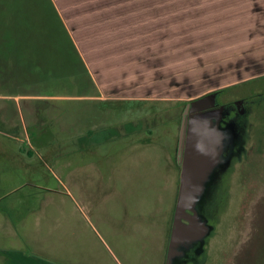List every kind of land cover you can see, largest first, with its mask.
<instances>
[{
	"label": "rangeland",
	"instance_id": "1",
	"mask_svg": "<svg viewBox=\"0 0 264 264\" xmlns=\"http://www.w3.org/2000/svg\"><path fill=\"white\" fill-rule=\"evenodd\" d=\"M38 2L19 0L32 14L39 10L31 7ZM39 6L44 16L52 17L46 2ZM7 11L10 16L17 12ZM34 18L40 22L38 16ZM183 18L179 20L181 32L188 27ZM51 21L48 26L54 31V18ZM42 25L41 33L25 32L26 41L19 39L14 26L15 39L0 44V205L55 198L56 194L47 196L43 191L59 187L52 170L60 169L50 158L58 149L63 158L69 159V169L78 164L83 196L89 201L84 210H74V201L68 196V216L72 211L84 218L89 216L99 231L93 264H168L180 189L177 147L189 98L93 104L78 98L36 102L17 96L20 106L2 97L14 93L74 96L92 88L87 76L80 74L83 66L76 51H66L68 60L60 62L57 34L43 33L48 27ZM34 50L38 56H33ZM184 53L188 58V50ZM35 59L46 65L39 73L30 68ZM70 60L76 62L74 75L56 74L54 80L51 75L45 76L51 70L65 73ZM194 89L185 90L191 95L200 91ZM224 89L217 92L218 101L225 104L220 123L224 128L231 126L228 136L233 138L234 144L229 145L233 150L224 151V157L230 160L219 169L212 190L203 191L195 204L206 234L191 246L181 247L180 256L172 264H255L258 258L257 240L264 234V74ZM236 99L242 104H236ZM43 116L55 121L44 128L41 144H37L33 129L40 128ZM127 122L141 127L129 133L124 124ZM59 125L66 128L61 130ZM31 147L32 170L25 171L21 163H29L28 157L17 156ZM258 260L256 264H264L263 257Z\"/></svg>",
	"mask_w": 264,
	"mask_h": 264
},
{
	"label": "crops",
	"instance_id": "2",
	"mask_svg": "<svg viewBox=\"0 0 264 264\" xmlns=\"http://www.w3.org/2000/svg\"><path fill=\"white\" fill-rule=\"evenodd\" d=\"M51 1L77 48L83 66L80 74L87 76L92 88L74 96L14 93L3 95L6 99L16 102L15 97L20 96L53 102L78 98L110 104L188 97L190 103L264 74V0ZM181 18L188 25L183 32L179 30ZM45 67L32 70L39 73ZM68 67L65 73L51 70L45 76L74 75L76 62ZM180 84L187 86L180 89ZM194 86L200 91L187 94L185 89ZM17 104L22 106L21 101ZM43 119L40 128L33 129L37 144H41L44 128L55 121ZM79 130L77 125V139ZM18 154V159L28 157L29 163H21L24 170H32L33 154ZM61 155L56 149L50 156L60 169L52 170L59 187L43 191L47 196L56 194L55 198L0 205V264H93L99 231L89 216L73 211L68 216V196L74 201V210H84L89 201L83 196L78 164L69 169V159ZM257 245L255 264L264 258V234ZM177 251L170 264L180 256Z\"/></svg>",
	"mask_w": 264,
	"mask_h": 264
},
{
	"label": "water",
	"instance_id": "3",
	"mask_svg": "<svg viewBox=\"0 0 264 264\" xmlns=\"http://www.w3.org/2000/svg\"><path fill=\"white\" fill-rule=\"evenodd\" d=\"M213 99V94L203 95L193 99L188 104V108L190 104L193 105L192 110L208 107L212 104ZM204 103H206L205 106ZM218 113L214 128L211 127L213 117L209 112H199L191 116L188 135L187 119H183L181 124L178 151L179 155H182L183 163L168 264L178 253L177 250L181 243L197 240L206 234L207 228L205 223L199 220L195 204L203 191L207 173L218 161L219 145L222 144L223 139L222 130L219 127L221 111L218 110ZM185 139L187 140V147L185 154H183Z\"/></svg>",
	"mask_w": 264,
	"mask_h": 264
},
{
	"label": "trees",
	"instance_id": "4",
	"mask_svg": "<svg viewBox=\"0 0 264 264\" xmlns=\"http://www.w3.org/2000/svg\"><path fill=\"white\" fill-rule=\"evenodd\" d=\"M39 1L38 3H34L31 7H36L39 8V10L37 12H35L34 14H32L31 12L28 13V11L26 12L25 7L23 5H21L19 3V0H0V44L4 43H10L12 39H15L14 37V31H12V27L15 26V28H18V37L20 38H24V40L26 41V39L28 38V35L25 32H30L31 31H38V33H41L39 31H41L39 28L43 27L42 24L47 25L48 28L44 29L45 31L43 33H47V32H54L57 35L55 36L56 41H57V45L56 47L57 49V54L58 56H60L61 59L67 58L66 57V51H68L70 54L74 53V50L76 51L77 55L78 51L77 48L73 42V39L71 38L69 32L67 31L62 18L59 16L57 10L55 9L53 3L51 0H37ZM44 2H46V4L50 7L51 12L50 16L52 17H46L44 16V12L40 11L41 6ZM8 9H14L15 11H17L16 13H13L14 15L10 16L8 14ZM34 9V8H32ZM31 9V10H32ZM52 13V15H51ZM38 16V18H40V22L36 21L34 17ZM52 18H54V27L55 29H52L54 31L50 30V26H48V23H51ZM50 19V20H49ZM44 20V21H42ZM42 23V24H41ZM41 25V26H39ZM62 27L61 30H59L60 28L58 27ZM37 27V29H36ZM50 27V28H49ZM57 28V29H56ZM24 29H27L28 31H23ZM50 30V31H49ZM64 36V37H63ZM65 38V39H64ZM65 43V44H63ZM38 53L34 50V55L33 56H38ZM74 57V56H73ZM75 58V57H74ZM68 59V58H67ZM40 59H35L34 62H32L30 68L33 69L34 68H39L42 67L44 64L42 61L40 62ZM72 60H70L69 62H71ZM75 62V61H74ZM73 63V62H72ZM70 63V64H72ZM69 64V65H70ZM70 67V66H69ZM125 127H129V133L133 132L135 130V127H141L140 124L135 125L133 122H127L124 123ZM122 124V126L124 125ZM124 127V126H123ZM126 127V128H127ZM127 130V129H126ZM148 132L153 133V131H151L150 129L147 130ZM119 134V133H118ZM120 135V134H119ZM23 151V150H22ZM29 154H33L32 150H28L27 151Z\"/></svg>",
	"mask_w": 264,
	"mask_h": 264
},
{
	"label": "flooded vegetation",
	"instance_id": "5",
	"mask_svg": "<svg viewBox=\"0 0 264 264\" xmlns=\"http://www.w3.org/2000/svg\"><path fill=\"white\" fill-rule=\"evenodd\" d=\"M212 94L215 96V99L213 100L212 104H210V106H208V107H206L205 106L206 103H204L205 108H201L199 110H196V109L192 110L193 105L190 104V106L188 108L189 102L186 103V106H185V109H184V112H183V116H182V121H183V119H187V123H188L187 124V135H188L189 128H190L191 116H193V115H195V114H197L199 112H209L211 114V116L213 117V121H212V124H211L212 128H214L216 123H217V120H216L217 118L216 117L219 115L218 110L221 111V120H222V117H223L222 109H223V106H225V104L224 103H220L218 101V93H212ZM235 103L236 104H242V102L240 103L239 99H236ZM200 106H202V105H200ZM181 124H182V122H181ZM219 127L221 128L222 134H223L222 144L219 145L220 153H219V156H218L217 163L213 166V168L209 171V173H207V177H206L205 182H204L203 191H206L208 189L212 190V188L214 187L215 183L217 182V179L219 178L218 177L219 174H220L219 169H221L223 166H225L224 164H226L230 160V158H228L229 156L228 157L227 156L224 157V151L225 150L227 151V150H230V149L233 150V146L229 147V145H233L234 144V143H232L233 142V138L228 136V133L231 134V130H232V129H230L231 126H225V128H224V127L221 126V123H220ZM178 147H179V141H178ZM178 147H177V162H178L179 167H180V175H181L183 158H182V155L181 156L179 155ZM186 147H187V140L185 139V144H184L183 150H182L183 154H185ZM183 220L186 221V219H183ZM194 242L195 241H192V240L185 241L180 246L179 251L182 252V250H181L182 248L191 246V244L194 243Z\"/></svg>",
	"mask_w": 264,
	"mask_h": 264
}]
</instances>
